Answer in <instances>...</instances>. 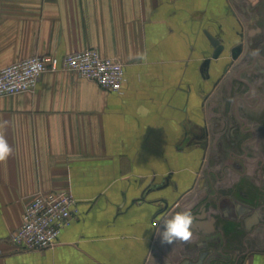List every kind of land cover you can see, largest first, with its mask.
Returning a JSON list of instances; mask_svg holds the SVG:
<instances>
[{"label":"crops","instance_id":"0c3cea01","mask_svg":"<svg viewBox=\"0 0 264 264\" xmlns=\"http://www.w3.org/2000/svg\"><path fill=\"white\" fill-rule=\"evenodd\" d=\"M207 33L226 49L204 67ZM90 47L125 64L121 92L63 69L0 96V264H264V0H0V68ZM47 191L78 211L53 248L20 250ZM183 210L192 240L162 245Z\"/></svg>","mask_w":264,"mask_h":264},{"label":"built area","instance_id":"2783aa9c","mask_svg":"<svg viewBox=\"0 0 264 264\" xmlns=\"http://www.w3.org/2000/svg\"><path fill=\"white\" fill-rule=\"evenodd\" d=\"M63 69L113 92H121L126 81V67L120 59L103 56L97 47H90L62 57L36 54L0 68V96L36 90L45 72ZM77 207L78 200L69 192L35 195L25 206L21 225L11 235L12 243L25 251L53 248L62 230L74 219Z\"/></svg>","mask_w":264,"mask_h":264},{"label":"clouds","instance_id":"9594fccd","mask_svg":"<svg viewBox=\"0 0 264 264\" xmlns=\"http://www.w3.org/2000/svg\"><path fill=\"white\" fill-rule=\"evenodd\" d=\"M138 59H145L143 54H139ZM7 120H0V129L8 125ZM13 155V148L9 145L3 131H0V163L6 162ZM196 217L191 210H183L174 214L162 217L158 232L162 245H173L176 242L188 243L193 238V226Z\"/></svg>","mask_w":264,"mask_h":264},{"label":"water","instance_id":"95a60500","mask_svg":"<svg viewBox=\"0 0 264 264\" xmlns=\"http://www.w3.org/2000/svg\"><path fill=\"white\" fill-rule=\"evenodd\" d=\"M211 43L213 44L214 46V51L212 53V56H208L205 61H204V67H207L211 61V59H218L222 54L223 52L225 51L226 49V46L225 44L221 41V39L213 36L212 34L210 33H207ZM243 51V46L241 45H235L234 47H232V49L230 50V56L233 60H236L242 53ZM245 55V54H244Z\"/></svg>","mask_w":264,"mask_h":264}]
</instances>
